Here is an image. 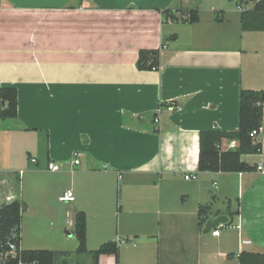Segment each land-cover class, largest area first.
<instances>
[{
  "label": "crops",
  "instance_id": "obj_1",
  "mask_svg": "<svg viewBox=\"0 0 264 264\" xmlns=\"http://www.w3.org/2000/svg\"><path fill=\"white\" fill-rule=\"evenodd\" d=\"M255 3L0 0V86L17 88L19 103L18 117L0 120V147L10 158L37 154L21 176L0 164L1 201L20 198L24 185L22 248L68 252V264L84 211L88 250L119 245L118 261L102 254L97 264H264V171L198 169L200 133L237 130L241 90L264 89V31L241 22ZM192 9L199 21L183 22L178 10ZM142 49H160L158 70L138 68ZM68 190L75 199L61 201ZM221 215L233 231L206 232ZM43 226L46 247L26 235Z\"/></svg>",
  "mask_w": 264,
  "mask_h": 264
},
{
  "label": "trees",
  "instance_id": "obj_2",
  "mask_svg": "<svg viewBox=\"0 0 264 264\" xmlns=\"http://www.w3.org/2000/svg\"><path fill=\"white\" fill-rule=\"evenodd\" d=\"M252 9L241 14L244 31H264V0H255ZM183 22L196 23L200 16L197 9L178 10ZM166 16L176 19L175 13L164 10ZM166 40L163 41V45ZM160 49H142L137 66L140 70H158L161 65ZM173 103V102H172ZM18 90L15 87L0 86V120L18 117ZM175 104V103H174ZM264 126V89H242L240 93L239 127L234 131L214 130L200 133L199 171L249 172L258 169L257 163L243 159V155L262 154L264 171V140L256 142L251 131ZM264 137V136H263ZM237 141V147H226L227 142ZM19 177V175H18ZM19 179H17L18 181ZM239 204V199L236 200ZM239 206V205H238ZM211 204L199 208L200 224L209 218ZM238 215L239 209L231 212ZM22 202L20 198L0 200V264H19L20 261L37 264H60L61 256L69 257L68 252L59 253L50 249H24L21 247ZM232 222L225 224L231 225ZM74 235L78 240L76 253H91L97 264L102 254H114L118 261L119 245L108 241L96 250L87 247V221L84 211H78L74 220ZM9 242H16L17 249L11 250Z\"/></svg>",
  "mask_w": 264,
  "mask_h": 264
},
{
  "label": "rangeland",
  "instance_id": "obj_3",
  "mask_svg": "<svg viewBox=\"0 0 264 264\" xmlns=\"http://www.w3.org/2000/svg\"><path fill=\"white\" fill-rule=\"evenodd\" d=\"M226 2H228V5L230 4H236L238 0H225ZM235 6V5H234ZM26 138H28V140L32 141L31 140V137H32V133H27L25 135ZM229 142H227V145L226 147L228 146ZM27 145V143H26ZM29 151V152H28ZM26 150L25 152H23V158L22 157H17L16 154H15V157H8L6 156V153L1 149L0 147V164L2 165H5L7 167H9V170L15 172V171H19L20 169H23V172L25 170H27L28 168H31L32 165L34 164L32 159L33 157H36L37 154L34 152L31 151V150ZM35 165V164H34ZM18 184V183H17ZM23 188H24V185L21 183V188H20V200L22 202V224H21V231L24 232V222H26L27 220V215H28V212L25 210V204L23 203L24 202V197H23ZM220 196L218 195L217 196V203L218 205L222 208H225V207H228V202L227 200L223 199V198H220L221 200H219ZM224 200V202H223ZM238 206L236 200L234 201L233 203V208L236 209ZM236 224V223H235ZM228 226H219V229L220 230H227L228 231H233V229H227ZM42 232H40V234H38L37 232H33L32 229H27L26 230V235L27 237L30 239L32 238L33 240H38L39 239V245L40 247H46L47 245H50V242L46 239V237L48 236L45 230V226L42 227ZM71 230H73V227L71 228ZM22 238V237H21ZM71 241L69 242V246H68V249L71 250L72 252H74L75 248L77 247L78 245V241L76 239V237L74 235L71 236ZM71 242H73V244H71ZM75 254V253H73ZM85 254H89V253H84V254H77V255H74L72 257H70L69 259V262L68 264H87L86 260L88 258V256L92 257L91 255H85ZM94 264V263H92Z\"/></svg>",
  "mask_w": 264,
  "mask_h": 264
},
{
  "label": "built area",
  "instance_id": "obj_4",
  "mask_svg": "<svg viewBox=\"0 0 264 264\" xmlns=\"http://www.w3.org/2000/svg\"><path fill=\"white\" fill-rule=\"evenodd\" d=\"M167 107H168L169 110H174L176 108V104L170 103ZM250 135L256 142L263 143V140H264V137H263L264 136V126L262 125L261 127L252 130ZM236 147H237V141L236 140L230 141L228 146H227V148H230V149H234ZM74 157L75 158L73 160V163L76 164V165H79L80 164V152H77L74 155ZM33 161H36V159L33 158ZM257 165H258L257 166L258 170L263 171V161L257 163ZM62 166H63L62 163L56 162V161H50L48 163V169L51 170V171H59V170L62 169ZM18 174L21 176L23 174V170H20L18 172ZM194 177H195V175H193V174L185 175L186 179H191V178H194ZM74 199H75V196H74V194H73V192L71 190L65 191L60 196V200L61 201L69 202V201H73ZM219 226H222V225H219ZM223 226H225V224ZM219 233H220L219 227L213 231L214 235H219ZM249 242H250L249 240L244 241V243H249ZM9 247H10L11 250L15 251L17 249L16 242H9ZM19 264H37V263L36 262L26 263V262L20 261Z\"/></svg>",
  "mask_w": 264,
  "mask_h": 264
},
{
  "label": "water",
  "instance_id": "obj_5",
  "mask_svg": "<svg viewBox=\"0 0 264 264\" xmlns=\"http://www.w3.org/2000/svg\"><path fill=\"white\" fill-rule=\"evenodd\" d=\"M228 221V218L224 215L218 216L215 220L209 221L207 224L206 232H208L211 228H215L218 225H224Z\"/></svg>",
  "mask_w": 264,
  "mask_h": 264
}]
</instances>
